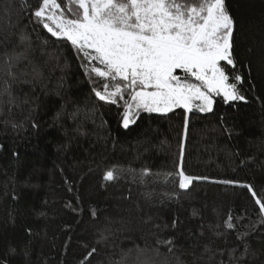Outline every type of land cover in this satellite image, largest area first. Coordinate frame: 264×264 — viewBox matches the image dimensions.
<instances>
[{"label":"trees","instance_id":"obj_1","mask_svg":"<svg viewBox=\"0 0 264 264\" xmlns=\"http://www.w3.org/2000/svg\"><path fill=\"white\" fill-rule=\"evenodd\" d=\"M36 3L0 0V62L5 52L28 55L14 69L16 105L0 114V260L227 264L229 251L235 248L239 258L246 243L240 264H264L258 207L239 185L213 182L264 187V0H226L237 22L235 56L246 101L226 104L217 97L213 112L189 114L184 169L209 179L187 190L164 183L178 162L184 110L141 113L123 128L122 107L98 101L73 50L35 22ZM21 34L30 40L21 43ZM33 66L42 73L36 80L22 74ZM113 166L118 178L105 181ZM145 168L153 175L141 182ZM230 210L236 230L224 227ZM237 231L249 233L244 242ZM167 238L174 239L171 252L157 243Z\"/></svg>","mask_w":264,"mask_h":264},{"label":"snow or ice","instance_id":"obj_2","mask_svg":"<svg viewBox=\"0 0 264 264\" xmlns=\"http://www.w3.org/2000/svg\"><path fill=\"white\" fill-rule=\"evenodd\" d=\"M31 16L51 37L73 50L92 85L91 94L98 101L122 107L123 128L135 124L141 113L167 116L183 109L178 162L175 171L164 175V183L171 181L178 189L187 190L194 181L209 179L190 175L184 169L189 114L213 112L217 97L226 104L246 101L241 91L244 76L235 56L237 22L226 0H37ZM29 40L27 34H21V43ZM2 55L0 114L5 106L11 111L16 105L12 88L19 77L14 69L22 60H28L27 51ZM22 74L32 75L33 80L42 76L35 66L31 73ZM97 81L103 83L97 87ZM4 123H12L13 128L19 126L8 120ZM3 147L0 144V149ZM150 175V169H142L141 182ZM117 178V166L107 170L103 177L105 181ZM213 182L246 189L258 207L260 222L264 223V187L258 191L252 184L235 180ZM236 219L230 210L224 227L236 230ZM177 223L178 218L173 220L172 227H177ZM248 235L237 231L236 238L244 242ZM157 243L168 245L169 252L174 247L173 238ZM8 251L15 253L14 248ZM204 251L212 250L205 245ZM217 251L223 257V251ZM248 251L244 243V253L237 258L236 249H231L227 264H240ZM95 252L96 248H92L88 257ZM0 264L7 261L0 260ZM219 264H225L224 260Z\"/></svg>","mask_w":264,"mask_h":264}]
</instances>
